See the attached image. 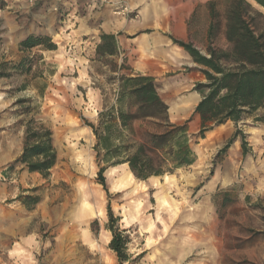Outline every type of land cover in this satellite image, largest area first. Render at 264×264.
<instances>
[{
	"label": "rangeland",
	"instance_id": "rangeland-1",
	"mask_svg": "<svg viewBox=\"0 0 264 264\" xmlns=\"http://www.w3.org/2000/svg\"><path fill=\"white\" fill-rule=\"evenodd\" d=\"M211 1L221 19L223 0H3L0 66L9 76L0 77V185L14 192L0 206L23 208L41 242L50 244L35 255L37 264H45V248L54 250L52 264H60L63 252L61 264H118L109 226L128 239L124 264H264V110L195 140V162L167 175V183L165 175L139 181L124 166L106 167V191L98 181L105 165L85 126L102 105L96 87L111 77L91 60L100 34L112 31L123 73L153 77L170 121L187 120L200 100L193 86L202 78L172 40L202 53L208 45L227 50L222 21L209 41ZM257 10L264 17V9ZM143 21L159 35L148 29L146 36L130 37L129 26ZM29 36L49 39L54 49L22 51L19 44ZM23 59L29 71L11 69ZM20 100L26 103L17 105ZM30 119L52 133L57 161L47 178L14 163ZM189 128L197 133V118Z\"/></svg>",
	"mask_w": 264,
	"mask_h": 264
},
{
	"label": "trees",
	"instance_id": "trees-1",
	"mask_svg": "<svg viewBox=\"0 0 264 264\" xmlns=\"http://www.w3.org/2000/svg\"><path fill=\"white\" fill-rule=\"evenodd\" d=\"M222 20L215 11L217 1L209 2V41L216 25L223 23L227 50L219 51L208 45L205 52L190 44L172 40L195 64L202 81L193 86L200 100L190 117L181 123L169 119L166 103L159 94L156 80L149 75L126 71L117 35L101 33L91 60L98 69L104 67L111 74L106 84L98 85L102 105L94 123L85 122L93 137V152L98 162L105 166L98 171V181L103 189L102 176L106 167L127 165L134 178L146 181L150 177L172 175L176 170L191 166L196 155L195 140L227 122L237 125L255 117L264 110V17L257 8L264 9V0H223ZM4 6L0 0V9ZM255 6V7H254ZM49 39L29 36L19 47L22 51L35 47L53 50ZM21 60L11 67L21 72L29 71ZM6 65L0 66V77H8ZM26 103L17 101V105ZM24 109L23 114H27ZM197 118L199 128L191 133L190 124ZM234 138L221 150L224 153ZM246 142L241 141L242 154ZM57 161L52 143V133L42 124L30 119L23 131L22 151L14 161L29 173L49 176ZM109 221L115 220L108 208ZM111 233L109 249L116 255L118 264L129 261L125 254L127 237L118 229L108 227Z\"/></svg>",
	"mask_w": 264,
	"mask_h": 264
},
{
	"label": "crops",
	"instance_id": "crops-1",
	"mask_svg": "<svg viewBox=\"0 0 264 264\" xmlns=\"http://www.w3.org/2000/svg\"><path fill=\"white\" fill-rule=\"evenodd\" d=\"M128 35L130 37L144 35L146 36L148 29L150 34L159 35V30L154 26L149 27L146 22H141L133 29L129 26ZM177 33L179 38L185 37V26L179 29ZM163 32V31H162ZM112 33H114L112 31ZM139 35V36H140ZM4 186V185H2ZM0 185V202L13 195V189L2 188ZM16 210H8L0 206V264H37L35 255H37L42 245L47 247L46 242H41L37 233L32 227L31 220L25 218V211L23 208L16 206ZM54 250L45 248L43 262L45 264H52V257ZM78 251V247H77ZM65 260V253L63 252L58 261L60 264Z\"/></svg>",
	"mask_w": 264,
	"mask_h": 264
},
{
	"label": "bare ground",
	"instance_id": "bare-ground-1",
	"mask_svg": "<svg viewBox=\"0 0 264 264\" xmlns=\"http://www.w3.org/2000/svg\"><path fill=\"white\" fill-rule=\"evenodd\" d=\"M122 167L124 166V167H126L127 168V165H121ZM115 169V168H114ZM114 171V170H113ZM113 171H111V172H113ZM127 171V173L129 174V175H132V173L127 169L126 170ZM111 175V174H110ZM172 178V176H167V175H165L162 179H163V181H165L166 183L168 182V181H170V179ZM149 179H153V180H157V178H155V177H150ZM161 202H162V204H165V201H164V199L163 198H161ZM97 206V205H96ZM95 206V207H96ZM91 207V206H90ZM89 207V208H90ZM98 207H100V206H98ZM102 210V209H101ZM93 211V210H92ZM104 212V211H103ZM94 214H96V215H100V214H102V212H97V213H94ZM150 229V228H149ZM84 235V234H83ZM86 241H88L87 239H86ZM89 242V241H88ZM89 244L93 247L94 246V242H89Z\"/></svg>",
	"mask_w": 264,
	"mask_h": 264
},
{
	"label": "built area",
	"instance_id": "built-area-1",
	"mask_svg": "<svg viewBox=\"0 0 264 264\" xmlns=\"http://www.w3.org/2000/svg\"><path fill=\"white\" fill-rule=\"evenodd\" d=\"M37 1H40V0H29V2L32 4V3H36Z\"/></svg>",
	"mask_w": 264,
	"mask_h": 264
}]
</instances>
